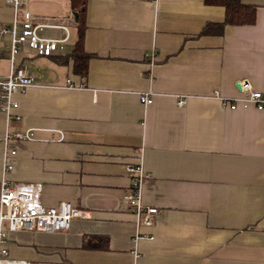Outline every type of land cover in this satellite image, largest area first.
Masks as SVG:
<instances>
[{"label": "crops", "instance_id": "crops-1", "mask_svg": "<svg viewBox=\"0 0 264 264\" xmlns=\"http://www.w3.org/2000/svg\"><path fill=\"white\" fill-rule=\"evenodd\" d=\"M252 24H225L221 5L204 0H86L84 77L73 73L76 40L70 0H28L35 22L67 28L62 49L49 56L23 47L13 67L25 66L34 85L15 95L20 115L0 135L13 139L9 182H39L44 206L61 200L87 211L66 231H14L8 256L59 264H262L264 257V109L231 99L244 84L264 96V0ZM21 9H19L20 11ZM72 17V18H71ZM13 9L0 0V26ZM41 35L66 32L44 27ZM9 34L0 35V76L10 69ZM154 50V59L144 58ZM69 79V88L66 80ZM151 90L152 103L138 92ZM185 103L177 104V97ZM0 145V179L2 174ZM128 163L148 173L141 201L158 209L144 225L123 194Z\"/></svg>", "mask_w": 264, "mask_h": 264}, {"label": "built area", "instance_id": "built-area-1", "mask_svg": "<svg viewBox=\"0 0 264 264\" xmlns=\"http://www.w3.org/2000/svg\"><path fill=\"white\" fill-rule=\"evenodd\" d=\"M13 9V18L8 26H0V35L9 34L8 59L10 69L6 76H0V111L5 115L6 124L11 119H19L20 115L15 112L18 108V101L15 95L23 93L30 86L34 85V74L25 66L13 67V60L20 50L25 46L36 55L49 56L53 52L62 49V43L67 39V28L59 20H48L45 23H37L36 16L27 9L28 0H5ZM19 9H21L19 11ZM72 18V17H71ZM44 27H57L66 32L63 38H48L41 35ZM1 54V53H0ZM144 58L153 61L154 50L146 51ZM69 88L70 80H66ZM244 95L231 99L220 96L214 90L213 96L218 97L224 104L229 102L231 109L235 108L238 102L253 104L258 109H264V96L258 91L251 90L248 84H244ZM153 92L145 90L138 92L139 100L143 104L152 103ZM185 96L177 97L179 106L185 103ZM31 131L10 133L4 130L0 135L2 147V174L0 179V264H59V263H32L25 260L13 259L8 256L7 235L14 231H42L57 232L66 231L71 228L72 220L88 216L87 211L80 209L66 200L59 201L54 206H44L40 200L42 185L39 182H9L6 177L7 171L12 167L8 163L10 155L15 154V149L10 147L13 139L30 138ZM126 171L132 174L129 188L123 194V200L130 206L136 218L144 225H152L154 216L158 209L152 206H145L141 201V185L149 175L143 170L139 163H128ZM264 204V200H263ZM264 246V244H263ZM264 264V257L262 259Z\"/></svg>", "mask_w": 264, "mask_h": 264}, {"label": "trees", "instance_id": "trees-1", "mask_svg": "<svg viewBox=\"0 0 264 264\" xmlns=\"http://www.w3.org/2000/svg\"><path fill=\"white\" fill-rule=\"evenodd\" d=\"M205 4L221 5L225 14L222 22L206 23L200 33H220L225 24H252L255 21V9L241 0H204ZM70 7L75 15L76 40L70 53L73 73L84 77L87 73L88 61L92 54L84 49L86 0H70Z\"/></svg>", "mask_w": 264, "mask_h": 264}]
</instances>
